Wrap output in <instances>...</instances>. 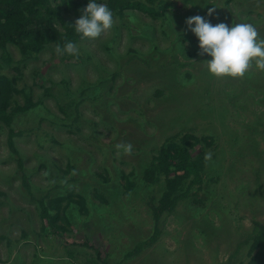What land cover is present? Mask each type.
<instances>
[{"label": "rangeland", "instance_id": "1", "mask_svg": "<svg viewBox=\"0 0 264 264\" xmlns=\"http://www.w3.org/2000/svg\"><path fill=\"white\" fill-rule=\"evenodd\" d=\"M87 3L40 7L66 32ZM153 7L158 16L113 11L110 29L76 43L79 55L58 54L53 42L31 54L0 48V72L17 80L11 122L0 125V264H255L250 241L231 254L254 221H264V69L253 61L243 76L211 74L186 18L215 7L213 23L250 22L264 37V0H159ZM27 98L36 105L19 109ZM11 128L25 131L16 137L18 153ZM186 132L213 138L203 153L200 142L192 149L205 159L203 182L162 215L156 242L127 256L152 235L150 204L166 188L163 174L148 183L145 170L169 137ZM127 142L130 153L116 147ZM69 188L87 210L66 199L65 231L40 200L67 196Z\"/></svg>", "mask_w": 264, "mask_h": 264}, {"label": "trees", "instance_id": "2", "mask_svg": "<svg viewBox=\"0 0 264 264\" xmlns=\"http://www.w3.org/2000/svg\"><path fill=\"white\" fill-rule=\"evenodd\" d=\"M45 0H0V48H6L8 44L16 45L23 54L39 53L49 42L63 46L66 41H75L82 38L74 28L62 32L56 24V15L53 12H44L40 4ZM159 0H108V4L113 11L124 13L128 9L140 10L151 16H158L159 12L153 7ZM16 78H10L0 72V125L1 123L10 124L12 114L9 112L11 107V98L17 88L14 86ZM36 103L27 98L25 104L19 105V109H28ZM25 133L24 130L9 131L8 141L13 152L18 153L16 147V137ZM180 134L169 137L161 146L158 155L154 156L151 165L146 168L144 180L148 183H155L163 174L166 188L161 194L156 204H150L152 207L155 226L152 235L136 244V246L127 253L132 256L140 252L145 246L156 242L162 233L159 226L160 219L165 212H173L181 199L188 197L193 185H201L203 182V171L205 167L204 157L194 158L192 149L195 144H200L201 153L205 150V145H211L213 138L204 136L203 138L190 133H184L180 140H177ZM203 142V143H202ZM205 143V144H204ZM20 167L24 165V160L18 158ZM189 180L185 189L184 184ZM23 181L29 185L26 175H23ZM128 186L133 182L126 180ZM69 199L80 205L84 211L87 210L86 200L83 195H76L72 188L68 189L67 196H59L47 203L44 199L40 200L43 214L50 218L52 224L56 227L67 230V226L59 223L60 220L68 222L61 215L63 202ZM154 200V199H153ZM55 213L52 215L51 210ZM251 242V252L256 250L252 260L255 264H264V221H254V227L246 238L239 242L236 250L231 257H236L243 244ZM100 254L99 251H97ZM108 264L106 259H103Z\"/></svg>", "mask_w": 264, "mask_h": 264}, {"label": "clouds", "instance_id": "3", "mask_svg": "<svg viewBox=\"0 0 264 264\" xmlns=\"http://www.w3.org/2000/svg\"><path fill=\"white\" fill-rule=\"evenodd\" d=\"M213 13L215 7L208 9L207 16L195 14L186 18L188 27L198 37L199 54L210 56L205 59L208 71L215 76H243L253 61L264 69V37L257 27L250 22L213 23L209 18ZM113 24V10L106 0H88L73 25L81 37L95 38ZM56 52L79 55L80 49L75 41L69 40L63 46L58 43ZM116 147L126 153L133 150L131 142L117 143Z\"/></svg>", "mask_w": 264, "mask_h": 264}]
</instances>
